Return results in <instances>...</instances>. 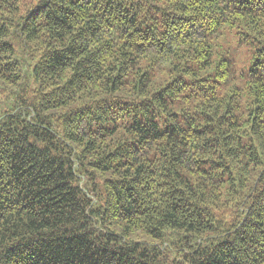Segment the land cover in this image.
I'll return each instance as SVG.
<instances>
[{"label": "trees", "instance_id": "trees-1", "mask_svg": "<svg viewBox=\"0 0 264 264\" xmlns=\"http://www.w3.org/2000/svg\"><path fill=\"white\" fill-rule=\"evenodd\" d=\"M0 264H264V0H0Z\"/></svg>", "mask_w": 264, "mask_h": 264}, {"label": "rangeland", "instance_id": "rangeland-1", "mask_svg": "<svg viewBox=\"0 0 264 264\" xmlns=\"http://www.w3.org/2000/svg\"><path fill=\"white\" fill-rule=\"evenodd\" d=\"M209 37L212 38L215 44L213 66L224 55L233 61L227 79L220 81V92L224 93L235 85L244 87L249 77L251 65L255 61L256 45L251 40H243L237 29L228 25L222 26L217 33L211 34ZM193 65L197 64L194 63ZM201 71L204 73L209 72L214 77L215 68L207 66L206 69Z\"/></svg>", "mask_w": 264, "mask_h": 264}]
</instances>
